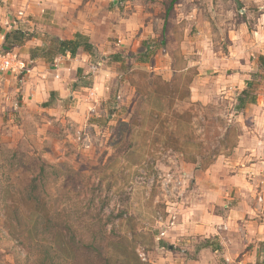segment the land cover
<instances>
[{
  "label": "rangeland",
  "instance_id": "1",
  "mask_svg": "<svg viewBox=\"0 0 264 264\" xmlns=\"http://www.w3.org/2000/svg\"><path fill=\"white\" fill-rule=\"evenodd\" d=\"M114 1L105 23L141 24L136 37L145 29L154 37L129 36L125 49L111 39L112 54L97 50L63 99L28 106L23 76L14 87L0 72V264H91L97 247L188 264L215 243L177 238L178 216L203 174L234 156L252 111L236 114L238 96L250 88L256 104L264 100L256 69L264 37L250 32L264 23V0H179L168 18L173 0ZM102 16L94 11L93 23ZM148 41L154 63H136L132 54ZM114 54L126 63H113ZM93 66H109L97 87Z\"/></svg>",
  "mask_w": 264,
  "mask_h": 264
},
{
  "label": "crops",
  "instance_id": "2",
  "mask_svg": "<svg viewBox=\"0 0 264 264\" xmlns=\"http://www.w3.org/2000/svg\"><path fill=\"white\" fill-rule=\"evenodd\" d=\"M116 2L0 0V44L4 34L11 30L23 29L34 34L35 37L25 47L17 49L22 53L21 58L24 57L22 60L27 62L30 51L41 46L47 36L71 40L79 33L88 37L104 55L110 51L107 45L116 39L118 42L115 44L119 47L123 44L121 48L125 49L126 39L132 35L136 37L142 25L105 23L111 13L109 9L115 7ZM94 11L105 13V19L102 16L100 23H93L91 15ZM254 24L257 32H250L264 37V23ZM148 27L151 28V24ZM145 30L150 33L144 31L141 38L136 37L137 42L147 40L144 36L154 37L152 30ZM261 55H264V49L259 57ZM90 59L81 51L75 58L68 54L58 57L53 63L43 60L31 63L30 60L28 74L11 71L2 75L7 78L6 83L15 84L14 87L18 86L19 76H23L22 82L20 79L22 87L18 89L22 91V102L37 106L48 103L51 94L59 99L67 96L72 84L78 81V70H82L81 74H88L92 66ZM108 67H92L95 87L106 78ZM256 69L259 70V62ZM227 75L226 82L230 78L232 81L230 70ZM250 108L252 111L243 120L245 133L240 136L234 156L220 159L203 174L205 178L195 184L197 189L200 188L197 195L191 196L189 206L178 216L185 220L178 227L177 238L182 237L183 242H190L195 237L215 242L203 245L198 257L192 258L188 264H264V100L261 104L249 105L247 110ZM194 207L199 208L198 211Z\"/></svg>",
  "mask_w": 264,
  "mask_h": 264
},
{
  "label": "trees",
  "instance_id": "3",
  "mask_svg": "<svg viewBox=\"0 0 264 264\" xmlns=\"http://www.w3.org/2000/svg\"><path fill=\"white\" fill-rule=\"evenodd\" d=\"M179 0H173L172 3L167 8L166 14L167 18L174 9V6L178 3ZM167 18L165 20V25L163 31L166 30L167 26ZM1 34V29H0ZM35 37L34 34L25 31L23 29H16L11 30L4 34V40L3 43L0 44V51L7 53V52H15L18 48L25 47L28 42H30ZM55 45L47 46L46 42H44L41 46H38L30 51V60L31 63L39 60L46 61L48 63H53L55 61V57L60 56H66L70 55L72 58H75L78 56L79 52L83 51L86 54L90 56V58H93L95 54H97L96 47L90 42L89 38L82 35V34H76L73 39L71 40H61L59 38H51ZM132 59L136 63H142V64H153L154 63V47L153 45L148 41L143 43V45L132 54ZM111 60L113 63L118 64H125L126 59L120 54H114L111 55ZM259 62V72L264 73V55H261L258 58ZM82 70H78V77L81 75ZM255 74V73H254ZM80 77L78 78V81H80ZM80 86V85H79ZM77 84L74 83L73 89L77 88ZM250 87V85H249ZM250 88L245 89L242 91V93L238 96L237 101L238 105L236 106V114H240L247 105H254L256 104V96L253 95L250 91ZM53 96V94H51ZM53 101V98L48 102L44 103L43 106L45 108L51 106V103ZM229 130V129H228ZM227 138L225 141H230L229 136H226ZM239 139V137H238ZM237 143H232V147L235 148L237 146ZM44 174V169L41 170V175ZM56 174V171H55ZM35 191H37V187L34 188ZM34 191V192H35ZM129 241H127L126 244H128ZM83 244L82 242H80ZM88 248L94 247L93 245H88ZM201 248V247H200ZM204 248V247H202ZM96 252L95 260L92 259L91 264H148L143 261L141 257L136 253L135 247L131 250L128 249V247L125 248V250H118V251H111L107 253V256L103 255V251L101 250V247L92 248ZM76 258H80L83 255L80 253L75 252ZM87 258H91L87 256ZM98 259V260H97ZM91 260V259H90Z\"/></svg>",
  "mask_w": 264,
  "mask_h": 264
},
{
  "label": "built area",
  "instance_id": "4",
  "mask_svg": "<svg viewBox=\"0 0 264 264\" xmlns=\"http://www.w3.org/2000/svg\"><path fill=\"white\" fill-rule=\"evenodd\" d=\"M20 16H23L21 13ZM19 65V67H17ZM19 72L21 75L23 73L28 74L30 71L28 66L24 64L23 61H17V54L13 52L4 53L0 51V72L1 74L8 73V72Z\"/></svg>",
  "mask_w": 264,
  "mask_h": 264
}]
</instances>
